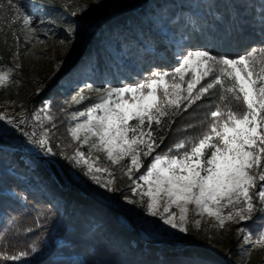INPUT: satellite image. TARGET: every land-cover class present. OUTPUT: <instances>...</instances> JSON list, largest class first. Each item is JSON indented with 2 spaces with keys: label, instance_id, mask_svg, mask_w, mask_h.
I'll list each match as a JSON object with an SVG mask.
<instances>
[{
  "label": "snow or ice",
  "instance_id": "snow-or-ice-1",
  "mask_svg": "<svg viewBox=\"0 0 264 264\" xmlns=\"http://www.w3.org/2000/svg\"><path fill=\"white\" fill-rule=\"evenodd\" d=\"M42 2L56 4V0ZM94 3L100 4V0ZM86 10L84 6L70 15L75 17ZM5 16L13 27L19 24L28 37L25 44L38 39L41 32L45 36L55 35L53 28L64 27L56 17L45 19L34 15L20 0H0V20ZM64 30L69 39L61 40L62 44L70 42L75 34L72 24ZM204 34L202 27H191L177 45L171 70L154 69L134 84L105 87L87 84L89 90L101 95L84 111L71 114L76 122L68 133L81 147L94 140L88 153L78 147L71 155L63 152L60 155L73 169H82L83 176L109 193L119 189L114 187L113 179L105 181L101 177L114 174L97 166L91 157L92 150L105 152L113 164L127 160L121 171L128 176L130 191L139 200L127 196L124 200L144 206L148 216L166 230V244L183 245L189 234V205H193L196 215L214 218L215 227L225 230L227 223H234L239 240L264 249V40L241 54L230 55L214 51L208 43L195 46L189 43L193 37L199 39ZM11 36L17 44L21 42L16 32ZM5 67L0 65V90L20 83L13 77L19 65L7 70ZM212 98L215 102L208 105L209 110L198 124L176 129L186 132L199 127L196 134L176 141L167 151L157 152L189 109ZM88 99L81 93L75 103L82 104ZM81 117L86 119L80 121ZM32 120H47L55 127L52 102L41 101L40 108L33 110ZM0 124L4 125L0 133L17 132L34 149L55 155L50 146L51 130L46 127L39 132L25 130L24 113L0 112ZM149 157L151 161L145 165ZM141 168L146 170L140 173ZM173 208L178 209V214ZM194 223L199 227L200 220ZM37 252L34 244L11 253L0 251V264H26ZM187 264L210 262L195 258Z\"/></svg>",
  "mask_w": 264,
  "mask_h": 264
},
{
  "label": "trees",
  "instance_id": "trees-1",
  "mask_svg": "<svg viewBox=\"0 0 264 264\" xmlns=\"http://www.w3.org/2000/svg\"><path fill=\"white\" fill-rule=\"evenodd\" d=\"M117 1L102 0L93 10L73 17L71 11L65 15L57 0L55 5L20 0L27 9L32 8L27 2L38 7L34 15L56 17L63 28L72 24L75 33L87 39L84 53L71 68L50 80L35 103L63 98V80L76 81L77 86L118 85L124 78H131L127 72L137 68L169 70L175 66L178 43L193 25L202 27L205 34L199 39L193 37L189 43H208L218 53L241 54L264 40V0H122L120 14L114 15ZM129 5L134 9L127 10ZM171 14L175 16L169 19ZM17 30L19 26L13 27L7 16L0 20V65L5 68L13 64L16 42L11 33ZM83 58L87 62L77 73L74 67ZM206 108L194 111L192 116L205 114ZM190 116L187 113L177 121L161 149L185 136V131L176 129ZM7 150L14 155H7ZM24 156L36 165L30 166ZM85 185L67 181L63 188L44 160L0 144V251L11 253L34 244L38 252L26 264H187L195 258L210 264H236L233 258L242 256L235 254L238 248L232 252L210 248L196 237V245L179 247L145 241L121 219L118 210L90 193L95 188L89 181Z\"/></svg>",
  "mask_w": 264,
  "mask_h": 264
},
{
  "label": "rangeland",
  "instance_id": "rangeland-1",
  "mask_svg": "<svg viewBox=\"0 0 264 264\" xmlns=\"http://www.w3.org/2000/svg\"><path fill=\"white\" fill-rule=\"evenodd\" d=\"M57 1L60 8L65 11L66 16L69 15L68 11H77L78 8H82L84 6H87L86 11H88L93 10V8L98 5L94 3V0ZM101 1L102 0H100V2ZM137 3L138 2H134L133 4ZM27 4L32 7L28 10L33 12L34 14V11L38 7L33 2H27ZM121 5L122 0H118L115 7L112 9L114 15L120 14L122 10ZM65 7L67 10H65ZM134 7V5H129L127 7V10H132L134 9ZM174 16L175 14H171V16H169V19L174 18ZM96 23H98V21ZM17 25L19 26V24ZM75 25L76 28L80 29L79 23H75ZM64 29L65 28H60L57 26L53 28L55 35L48 36H45L43 32H41L38 39L25 44L24 41L27 40L28 37L19 26V30H17L16 33L19 34L21 42L19 44L16 43L15 56L13 59V64L10 67L15 68V66L19 65L18 70H15L13 72V77L16 80L20 81V83L8 85L4 89L0 90V112H7L8 114H12L11 112L20 109L21 107L31 108L32 112L34 109H39L41 103H35V100L42 92L40 90L44 89L52 78L63 74V72L67 71L68 68H71L74 61L79 56H81L82 53H84L87 39L81 37L80 34L75 33L68 43H60L61 40L69 39L68 33ZM40 41H44V43H40ZM151 51L156 52L154 48H152ZM83 59L84 60L80 61L74 67V69L77 70V73H80L85 67L87 58ZM62 61L63 65L61 66ZM137 69H143V72L137 73ZM137 69L127 72V75H125H131V78H124L122 83L134 84L136 81L142 79L152 71H148L145 68ZM4 70H7V68H5ZM61 83L63 85V92L65 96L61 99H48L52 102V113L54 117L55 127H52V125L49 124L47 120L35 122L40 129L46 127L51 130L52 135L50 146L53 148V152L55 153V155H50L51 158L57 163L66 181L75 183L81 187H85L86 181H89L95 188V190H92V192L90 193L98 200H102L108 206H111L115 210H118L121 213V219L126 223L131 224L143 240L155 242L157 241L159 242L157 244H166L164 243V241L167 239L166 230L161 227L158 221H155L154 218L148 216L144 206L142 204H129L124 200V196L139 200V197L134 195L130 191L131 181L128 179V176L124 175L121 171L122 166L128 162L127 160L121 161L120 164H113L109 159H107L105 152L96 149L92 150L91 157L96 161L97 166L106 168L109 172L114 174L111 177L107 174H104L101 177L105 181L108 179H113L115 182L114 187L119 189V191L109 193L105 189L96 185L89 178L83 176L82 169H73V167L60 155L61 152L67 155H71L78 147L81 151L88 153L89 145L93 142L94 138L89 140V144H85L82 147L80 146L79 142L73 141L71 139V136L68 133V128L70 126H73L76 122L71 119V114L74 112L84 111L101 95L99 93H96L95 91L89 90L86 87V85L89 83L81 84L79 86H77L76 81L67 82L63 80ZM121 84H106L105 86H121ZM92 85L94 87H105L99 86L97 84ZM81 93L85 97H89L90 99L84 101L82 104H76L75 98H78ZM210 100L211 99H205L204 101L200 102L199 106H194L193 108L189 109L188 116H191L188 120L182 121L183 126L195 123L198 124V122L203 119L204 114L199 113L198 115H196L195 113L194 116L192 115L194 114V111L197 112L200 108L204 110L205 107H207L206 109L209 110L208 105L210 104V102L208 101ZM31 115L33 116V113H31ZM40 115L41 117H43L44 113H40ZM196 118H200V120L198 122L193 121ZM78 119L80 121H83L84 119H86V117H81ZM199 130V127L189 128L186 132L183 133H186L185 136L194 135ZM83 137L84 133L82 132V140ZM172 146L173 145L169 147ZM161 147L160 149H157V152H164L168 149H161ZM13 153L14 152H12L11 150H7L6 152V154L10 156L14 155ZM35 153L40 155V152L38 151H35ZM33 158L37 157L33 156ZM24 159L28 164H30V166L34 167L36 165L35 161H33L32 158L24 156ZM150 161L151 157L147 158L145 160V165H147ZM45 163L49 165L47 161H45ZM145 170V168H141L140 173H143ZM140 173H136V176H138ZM189 209V234L185 237L184 244L181 246L196 245L193 240V237H196L201 242L209 245L210 248L223 249L231 252L233 251V249L238 248V251H235V254H242V256L233 258L236 261V264H264V249H261L258 246L244 244L241 240H239L236 234V224L227 223L225 230H220L218 227H215L216 222L214 218L208 217L207 214H204L203 216L196 215V210L193 205H189ZM173 210L178 214V209L173 208ZM127 215L131 216V218L135 220V223H133ZM197 219L200 220L199 227H197L194 223V221ZM153 225H155V227H153ZM149 233H151V235H149ZM186 242L191 243L189 244ZM219 253L220 252L216 254ZM28 262L29 258L26 263Z\"/></svg>",
  "mask_w": 264,
  "mask_h": 264
},
{
  "label": "water",
  "instance_id": "water-1",
  "mask_svg": "<svg viewBox=\"0 0 264 264\" xmlns=\"http://www.w3.org/2000/svg\"><path fill=\"white\" fill-rule=\"evenodd\" d=\"M0 144L3 145L7 149H20L16 145H14L13 143L9 142L8 139L5 136H2V135H0ZM20 150H22V151H24V152H26V153L34 156V157L40 158V159H42L44 161H47L48 164H49L50 170L52 171V173H53L54 177L56 178V180L59 182V184L63 188H66L67 181H66L65 177L63 176L61 170L59 169L57 163L55 161H53V159L51 157L46 156V155H38L35 152H33V151H31L30 149H27V148H23V149H20ZM127 216L129 217V219L133 223H135V220L133 218H131V216H129V215H127ZM156 243H159V242L156 241ZM186 243H189L190 244L191 242H186Z\"/></svg>",
  "mask_w": 264,
  "mask_h": 264
},
{
  "label": "built area",
  "instance_id": "built-area-1",
  "mask_svg": "<svg viewBox=\"0 0 264 264\" xmlns=\"http://www.w3.org/2000/svg\"><path fill=\"white\" fill-rule=\"evenodd\" d=\"M25 119H26V124L23 126L25 130H27L29 132L35 130V131L39 132L38 129L33 126V120H28L27 116H25ZM0 128H4V125L0 124ZM0 135L5 136L8 139L9 142L13 143L17 147L27 148V149H30L33 152H35V151L40 152L39 150L34 149L33 146L27 144L25 142V138L22 137L17 132H13L11 130H7L5 132L0 133ZM40 155H46V154H43V153L40 152ZM46 156L51 157L50 155H46Z\"/></svg>",
  "mask_w": 264,
  "mask_h": 264
},
{
  "label": "bare ground",
  "instance_id": "bare-ground-1",
  "mask_svg": "<svg viewBox=\"0 0 264 264\" xmlns=\"http://www.w3.org/2000/svg\"><path fill=\"white\" fill-rule=\"evenodd\" d=\"M12 114H19V113H24V116H27L28 120H32V109L31 108H26V107H21L20 109H17L13 112H11ZM10 114V115H12ZM17 118H19V115H17ZM33 126L36 127L38 129V131H40L41 129L38 127V125H36V123L33 121ZM20 149H23L21 147H18Z\"/></svg>",
  "mask_w": 264,
  "mask_h": 264
}]
</instances>
